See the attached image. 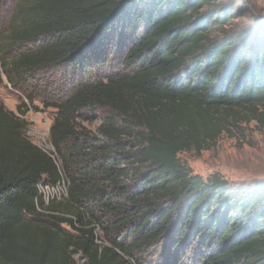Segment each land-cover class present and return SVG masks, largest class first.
I'll list each match as a JSON object with an SVG mask.
<instances>
[{"label": "trees", "instance_id": "1", "mask_svg": "<svg viewBox=\"0 0 264 264\" xmlns=\"http://www.w3.org/2000/svg\"><path fill=\"white\" fill-rule=\"evenodd\" d=\"M235 16L223 0L15 3L0 82L24 92L31 74L85 69L116 46L133 68L49 100L52 151L25 135L31 106L0 101V264H141L159 241L194 264H264V180L230 185L179 158L264 117V28L221 34ZM61 183L63 199L46 201L40 186Z\"/></svg>", "mask_w": 264, "mask_h": 264}, {"label": "rangeland", "instance_id": "2", "mask_svg": "<svg viewBox=\"0 0 264 264\" xmlns=\"http://www.w3.org/2000/svg\"><path fill=\"white\" fill-rule=\"evenodd\" d=\"M18 0H0V32L6 29L13 6ZM224 5H232L236 16L220 30L221 34L237 33L243 30L264 28V0H223ZM123 46L107 50L103 59L97 62L91 54L90 66L85 69L74 67L67 63L57 67L31 74L24 86V92L10 86L5 76L0 82V101L15 113L19 104L31 106L23 117L27 122L25 135L30 141L46 151H52L49 142V129L55 116L52 107L46 104L55 98L60 90L67 89L80 81L108 74L122 68L133 66L122 62ZM19 115V114H18ZM102 111L95 112L83 124L92 132H96L100 123ZM239 123V128L225 132L216 145L208 150L197 153L194 149L179 155L180 160L194 175L207 178L216 173L230 185L251 186L264 180V117L261 120L251 118ZM66 185L61 183L56 187L41 185V195L46 201L62 200ZM139 254V253H138ZM141 264H194L198 255L193 251L182 258L175 255L164 241H159L144 248L141 253ZM139 257V256H138ZM79 259V255L75 256ZM181 261V263H180ZM179 262V263H178Z\"/></svg>", "mask_w": 264, "mask_h": 264}]
</instances>
